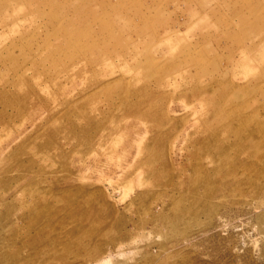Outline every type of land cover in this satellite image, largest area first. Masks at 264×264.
Wrapping results in <instances>:
<instances>
[{"label":"rangeland","instance_id":"obj_1","mask_svg":"<svg viewBox=\"0 0 264 264\" xmlns=\"http://www.w3.org/2000/svg\"><path fill=\"white\" fill-rule=\"evenodd\" d=\"M0 264H264V0H0Z\"/></svg>","mask_w":264,"mask_h":264}]
</instances>
